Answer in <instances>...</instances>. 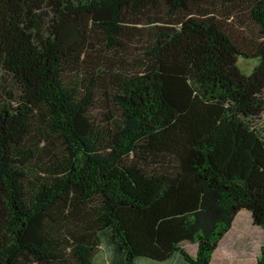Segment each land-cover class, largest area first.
<instances>
[{
  "label": "trees",
  "instance_id": "16d2710c",
  "mask_svg": "<svg viewBox=\"0 0 264 264\" xmlns=\"http://www.w3.org/2000/svg\"><path fill=\"white\" fill-rule=\"evenodd\" d=\"M263 114L264 0H0V264H208L241 209L264 233Z\"/></svg>",
  "mask_w": 264,
  "mask_h": 264
},
{
  "label": "rangeland",
  "instance_id": "374dc122",
  "mask_svg": "<svg viewBox=\"0 0 264 264\" xmlns=\"http://www.w3.org/2000/svg\"><path fill=\"white\" fill-rule=\"evenodd\" d=\"M207 9H212V12L222 11L229 15L236 16L235 19L248 24L246 12L238 6H222L216 2L205 6ZM256 64V60L252 58H239L238 65L246 73L252 66ZM264 123V114L262 115ZM264 242V233L260 226L252 222L251 213L246 209L239 210L231 224L229 231L218 243V246L211 254L208 264H256L260 254V247ZM187 251L193 255L195 253L194 245L187 244ZM135 264H185L180 256L176 253L168 260L163 262H152L144 259H135ZM94 264H120L117 257L107 249L101 247L94 259Z\"/></svg>",
  "mask_w": 264,
  "mask_h": 264
},
{
  "label": "water",
  "instance_id": "95a60500",
  "mask_svg": "<svg viewBox=\"0 0 264 264\" xmlns=\"http://www.w3.org/2000/svg\"><path fill=\"white\" fill-rule=\"evenodd\" d=\"M251 218H252V216H251ZM252 222L254 223V221H253V219H252ZM255 224V223H254ZM255 225H257V224H255ZM257 264V263H256Z\"/></svg>",
  "mask_w": 264,
  "mask_h": 264
}]
</instances>
